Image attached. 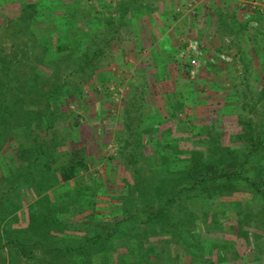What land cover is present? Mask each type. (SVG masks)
<instances>
[{
	"label": "rangeland",
	"instance_id": "1",
	"mask_svg": "<svg viewBox=\"0 0 264 264\" xmlns=\"http://www.w3.org/2000/svg\"><path fill=\"white\" fill-rule=\"evenodd\" d=\"M143 1L123 0V11L110 15L109 8L98 0H0L1 89L8 98L19 95L26 101L25 107L33 104L31 99L38 95L40 100L36 105L43 123L39 114L30 128L21 124L14 126L17 118L14 114L10 117L13 123L7 125L12 133L0 149V264H81L77 260L79 256L67 252L68 247L78 246L96 233H110L116 223L130 218L128 209L138 213L136 217L140 220L146 218L145 210L151 208L152 195H143L146 191L135 184V169L141 171L151 192L154 183L150 178L167 169V164L172 168V160L181 156L187 159L183 157H188L190 149L204 150L207 154L210 135L244 152L250 136L242 143H233L231 139L251 133L249 123L252 122L255 136H260L264 145V77L253 73L248 77L238 75L233 80L237 84L246 81L249 88L244 85L233 91L225 88L216 97L213 89L206 93L202 89L201 73L195 79L186 73L185 58H178L181 45H174V52L170 51L166 58L161 55L151 59L149 50L137 57L139 48L133 39V26H138L140 20L143 27L156 21ZM237 12L250 33V20L244 19L246 12ZM141 14L146 16L142 19ZM110 16L112 26L119 19L125 20L118 33L114 31L116 27L108 30L102 27V22ZM144 32L148 34L147 29ZM142 38L145 45L147 40ZM74 41L75 51L69 49L54 57L44 51L48 42L74 46ZM101 48L106 51L104 56H99V51L95 54ZM133 48L135 52L130 53ZM93 70L96 76L89 79ZM224 79L221 77L215 87L224 86ZM56 89L60 90L55 92ZM48 98L52 102L50 107ZM179 101L185 105L171 110L177 117L168 116L166 105H176ZM186 105L190 108H185ZM153 107L169 118H164L157 127L161 131L159 137L154 132L148 136L157 137L163 144L168 138L176 137L179 149L184 151L167 155L168 161L160 155L171 154L170 149L146 141L147 134L143 132L146 124L139 125ZM134 139L141 142L137 149ZM21 145L27 149L26 156H22ZM38 146L43 148L44 155ZM79 151L85 154L88 163L85 172L69 183H60L52 177L41 184L42 179L48 178L43 173L45 162L53 170L67 164L70 154ZM151 155L153 163L146 162L145 157ZM184 160L179 164L186 166ZM246 169L251 175L250 165ZM55 173L58 179V172ZM233 200L239 203L235 205ZM253 201L246 182H240L234 193L225 192L216 202L195 193L189 198L183 196L171 205L174 216L177 205L184 209L182 216L193 212L197 216L194 224L189 225L186 248L179 235L173 238L169 232L152 237L141 234L139 238V231L131 228L140 221L130 219L127 225L120 224L121 231L109 243H89L91 250L85 264H140L143 261L145 264L212 261L210 264H213L218 260L214 245L224 242L238 253L229 264H264L254 259L252 251L264 241V232L251 225V214L258 212ZM46 205L56 206V211L63 206L62 214L58 213L59 228L63 230L53 229L51 235L43 236L30 231L29 225L31 212L48 213ZM66 206L67 211L63 210ZM216 220L222 223L221 228L213 225ZM239 226L250 231L247 236L237 234ZM16 237L21 239L18 245L11 244ZM188 241L195 246L188 245ZM151 245L157 248L158 255H154ZM93 249H100V254ZM228 256L231 258V253Z\"/></svg>",
	"mask_w": 264,
	"mask_h": 264
},
{
	"label": "trees",
	"instance_id": "2",
	"mask_svg": "<svg viewBox=\"0 0 264 264\" xmlns=\"http://www.w3.org/2000/svg\"><path fill=\"white\" fill-rule=\"evenodd\" d=\"M127 11V10H126ZM97 14H100V11L97 12ZM46 32V31H45ZM47 42V41H46ZM74 46L68 45V44H61L58 42H53L44 45V51L47 52V54L54 56L61 55L63 52L68 51L69 49H72L75 51L76 41H74ZM99 51V53H98ZM49 52V53H48ZM99 56H104L106 54V51L101 48L95 52ZM55 60V59H50ZM95 70H93L89 75V79L94 78ZM99 76V75H98ZM97 76V77H98ZM41 77L39 76V79ZM37 82L34 83V86H36ZM2 85H0V149H3L5 143L8 141V135L12 132V128H8L7 125L9 123H13V120L10 119L11 116L14 114H17L16 122L13 123L14 126L21 124L23 127L30 128L31 125L36 122V117L40 114V123H42V115L39 111L38 106L36 105V102L39 101L38 95H35L31 99V103L29 106L25 107L24 99H22L19 95H15L12 98H8L5 96V93L2 91ZM58 88V87H57ZM60 89H56L55 92H57ZM82 94V93H81ZM47 105L50 107L52 106L51 100L48 98L46 100ZM173 102V101H172ZM178 104V105H177ZM176 105L173 103L172 105H166V111L169 116V114L174 115L171 111L174 107L180 109L181 106L185 105L183 101H179ZM133 105L136 106L135 103ZM16 107H19L17 112H14V109ZM176 108V109H177ZM185 108H190V106H185ZM252 110V109H251ZM51 116V115H50ZM147 119L140 120V124H146L145 129L143 128V132L147 134L146 141L148 142H156L160 143L161 146L163 142L159 141L157 137L161 135V131L159 128L162 125L164 118L168 116H164L158 108L153 107V110L148 114L145 115ZM52 117V116H51ZM169 118V117H168ZM167 120V119H166ZM52 120H50L51 122ZM150 122L149 124H147ZM43 124V123H42ZM249 130H251V133L243 134L238 136L237 140L231 139L233 143L237 141H242L245 139L246 136H250V143L248 148H245L244 152H242L239 148H234L231 145L223 144L220 140V137L216 138L215 136H211L207 143H210V146L208 148V153L206 154L204 150H188V157H183L187 159H181V157L175 158L173 161V167L167 169H162L159 172H157L156 176H153L150 178V182L154 183L153 190L149 192L150 185L146 184L144 182L145 178L141 175V171L138 169L134 170V177H135V184L140 185L142 191H146L143 193V195L148 194L152 195L149 203H151V208H148L145 210L146 218L139 219L138 213L129 212V217H125L126 219H123L122 221H119V223H116L112 231L108 234H102V233H96L95 235L87 238L85 241L81 242L80 245L74 246V247H68L66 250L67 252L72 255L79 258H77L78 262L81 264H85L86 257L89 256L90 253V246L92 245H98L100 243H109L112 241V238L115 237L117 232H120V224H128L130 219L131 221L134 219H139L140 224L132 225L131 230H137L139 238L141 237V234H144L146 236L152 237L153 235H157L158 233L162 235V233L169 232L171 236L178 237V239L183 240L185 243L186 248V241L187 234L189 235V225L194 224L195 218L197 217L195 212L186 214L185 216H182V211L184 210L182 207L177 205L178 211L177 215L174 216V212L171 209V205L174 204V201L177 199L179 200L183 196L189 198L192 194H196L199 197H204L206 199H211L213 202H216L220 199L221 196L225 194V192H232L234 193L240 186V182H246L251 191L252 196L254 198V203L256 205V208H258V212H255L254 214H251V225L252 228H256L257 230L264 232V145L263 142L259 138L255 136L254 132V126L252 125V122L249 123ZM149 132H154L157 137L154 136H148ZM157 132V133H156ZM236 139V138H235ZM141 142L138 139H134V145L137 149L139 147V144ZM248 143V142H247ZM159 144V146H160ZM165 146V149H170L171 154H161L160 156H164L163 158L168 161L166 157L167 155H174L175 153H183L184 151H181L179 149L178 145V138L173 137L171 139H167L166 143L163 144ZM247 145V144H246ZM22 148V156H26L27 149L21 145ZM143 146V145H142ZM245 147V146H244ZM29 148V147H27ZM39 152L41 154H45V151L42 150L41 146H38ZM135 151V149H134ZM141 155H144L142 152H140ZM136 155H139L135 153ZM71 158L66 162L67 164L63 166H56L53 170H51V165L48 162H45L44 165L45 170L43 171L44 174L48 177L44 180L41 184H44L45 181L52 180V177H54L53 180H57L60 183H69L70 181L74 180L76 177L81 175V173L85 172L88 167V163L85 157V154L81 151L73 152L70 154ZM205 155L208 156L205 158ZM153 157H145L147 160L146 162L152 161L153 163ZM242 157L244 158L242 160ZM170 158V157H169ZM209 158V159H208ZM149 159V160H148ZM181 160H184L187 162V165L179 164ZM58 158L54 159V162H57ZM41 162V161H40ZM250 165L251 168V175L248 173V170L246 169V165ZM58 172V179H55L57 177V174L55 172ZM163 171V172H161ZM161 172V173H160ZM51 174V175H50ZM157 178V181L156 179ZM41 181V180H40ZM40 181L37 182L40 183ZM144 184V187L143 185ZM146 185V186H145ZM53 186V184L48 185ZM141 194V192L139 191ZM154 203V205H153ZM222 203H224L222 201ZM232 203H235V205L238 202V200H233ZM72 206L74 203H71ZM182 204V203H181ZM63 208V206H60ZM235 207V206H233ZM47 208L48 213H39L36 211L31 212V223L29 225L30 231L41 234L43 236L51 235V231L53 229H59L63 230L62 228H59V218L58 213L62 214V211L60 208L59 211H56V206L50 208V206L46 205L44 207ZM50 209V210H49ZM151 209L150 211H148ZM58 210V209H57ZM65 211L68 210L67 206L63 209ZM148 213V215H147ZM181 215V216H180ZM178 216V217H177ZM216 216V215H215ZM177 218V221L174 222L173 220ZM214 226H222V223L218 220L213 222ZM210 229V228H209ZM250 231L244 229L243 227L239 226L237 234L240 236H247V234ZM186 234V235H185ZM129 238V236H128ZM131 239V237H130ZM14 242L11 244L18 245L20 242V238H13ZM145 241V240H144ZM91 243V244H89ZM188 245H191L194 243L187 242ZM220 245V246H218ZM21 246V244H19ZM214 246H216L217 250V256L218 260L217 263L213 262V264H229L231 260L235 259L238 256L237 251H234L230 248L229 243H222L218 244L216 243ZM98 247V246H97ZM133 247V246H132ZM234 248V247H233ZM150 249L152 252H154V255H158V250L155 248V246L151 245ZM215 249V248H214ZM213 249V250H214ZM93 252H96L98 254L100 249L92 250ZM254 259L256 260H262L264 261V241L259 244L257 247H254L252 249ZM228 253H231L232 257L230 258L228 256ZM152 254L149 256L151 258ZM68 260V262H70ZM119 261V260H118ZM125 262V261H124ZM212 261L208 262L210 264ZM46 264H52V262L46 263ZM120 264V262H119ZM125 264H130L125 262ZM140 264H145L144 261Z\"/></svg>",
	"mask_w": 264,
	"mask_h": 264
},
{
	"label": "crops",
	"instance_id": "3",
	"mask_svg": "<svg viewBox=\"0 0 264 264\" xmlns=\"http://www.w3.org/2000/svg\"><path fill=\"white\" fill-rule=\"evenodd\" d=\"M98 1L102 6L109 8L110 15L123 11V0ZM91 3L94 5V2ZM143 3L147 5L148 12L156 17V21L143 27L140 20L138 26H133V39L139 48L137 57L149 50L151 59H158L161 55L166 58L170 51L174 52V45H181L179 58L189 41H198L206 58L200 70V85L205 93L213 89L216 97L221 96L225 88L228 91L238 90L243 85L249 88L248 82L241 81L237 84L233 80L238 75L248 77L253 73L264 77V0H257L254 6H243L242 0H144ZM99 11L96 9V12ZM237 11L246 12L244 19L250 20V33L244 24L242 25L243 19ZM144 16L146 15L141 14L140 18L143 19ZM112 20L111 16L109 20H104L102 27L106 30L116 27L114 31L118 33L125 20L119 19L115 26H112ZM145 29L147 32L148 29L153 30H149L147 34ZM244 29L245 35H242ZM142 36L146 38L148 46L146 42L145 45L142 44ZM134 52L133 48L130 53ZM222 56L228 60H223ZM208 59H214V62L207 63ZM236 62H241V65ZM221 77H225L224 86L215 87Z\"/></svg>",
	"mask_w": 264,
	"mask_h": 264
},
{
	"label": "built area",
	"instance_id": "4",
	"mask_svg": "<svg viewBox=\"0 0 264 264\" xmlns=\"http://www.w3.org/2000/svg\"><path fill=\"white\" fill-rule=\"evenodd\" d=\"M257 0H242L243 6L255 5ZM181 57L186 59L187 73L195 79L199 76L201 67L203 66L206 58L202 45L198 41H189L187 46L182 50ZM203 58V60H202ZM222 59H228L222 56ZM208 62H214V59H208Z\"/></svg>",
	"mask_w": 264,
	"mask_h": 264
}]
</instances>
